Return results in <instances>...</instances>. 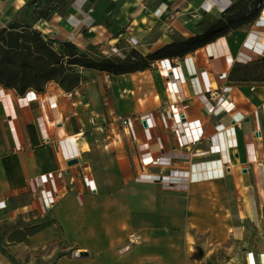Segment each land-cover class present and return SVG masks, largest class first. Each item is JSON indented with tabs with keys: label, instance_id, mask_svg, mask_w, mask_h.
<instances>
[{
	"label": "crops",
	"instance_id": "obj_1",
	"mask_svg": "<svg viewBox=\"0 0 264 264\" xmlns=\"http://www.w3.org/2000/svg\"><path fill=\"white\" fill-rule=\"evenodd\" d=\"M27 1H3L0 27ZM235 1L69 0L36 26L82 50L124 57L135 48L147 55L202 33ZM257 63L264 64L260 14L145 70L115 75L82 69L71 92L54 81L22 95L0 84V246L22 264L55 253L65 264L68 248L85 252L74 258L78 264H182L184 252L190 257L198 247L197 236L214 246L210 251L232 236L246 264H264V72L254 78L246 71ZM224 86L234 108L217 115L209 90ZM169 88L181 90L189 104V121L180 126L187 147L173 133L177 117L166 115L170 107L175 115L182 110ZM121 116L131 123L123 125ZM93 120L104 131L95 143L84 136ZM75 158L79 162L70 164ZM84 162L94 191L84 185ZM59 169L67 191L44 212L29 180ZM133 234L142 236L133 242ZM0 264L14 263L0 252Z\"/></svg>",
	"mask_w": 264,
	"mask_h": 264
},
{
	"label": "trees",
	"instance_id": "obj_2",
	"mask_svg": "<svg viewBox=\"0 0 264 264\" xmlns=\"http://www.w3.org/2000/svg\"><path fill=\"white\" fill-rule=\"evenodd\" d=\"M28 0L13 19L0 27V84L22 95L29 89L42 92L54 81L71 92L82 81V69H96L115 75L145 70L164 58L183 57L225 35L232 29L255 20L264 0H236L219 18H213L202 33L180 37L147 55L131 48L124 57L108 56L96 47L82 50L71 41L46 36L39 23L61 12L69 0ZM264 67H246L248 75L261 78ZM14 264H22L0 246Z\"/></svg>",
	"mask_w": 264,
	"mask_h": 264
},
{
	"label": "built area",
	"instance_id": "obj_3",
	"mask_svg": "<svg viewBox=\"0 0 264 264\" xmlns=\"http://www.w3.org/2000/svg\"><path fill=\"white\" fill-rule=\"evenodd\" d=\"M261 16L264 17V8L261 10L260 13ZM127 41L132 47H135L137 45V42L133 39L128 38ZM183 76L179 78V84L183 82ZM174 98V103H181L182 104V110L178 111L177 114L173 112V110L168 109L166 111V115L169 119H173L177 117V121H174V124L172 126L173 133L175 135V138L177 140V143L180 147H187L189 144L184 139L185 131L180 126L183 124H187L189 121L188 115H187V108L189 107V104L185 102L184 94L181 90H170L168 89ZM71 95V94H70ZM209 97L211 100L216 102L215 105V114H220L221 112H230L234 108V99L231 96V93L228 89V87L224 86L221 88H211L209 90ZM140 119V118H139ZM121 123L125 126H128L131 122L129 118L120 117ZM140 121L144 125L146 129L150 127L148 119L147 118H141ZM199 141H193L191 145L197 144ZM155 162L157 164H161V157L158 156L155 159ZM83 174L82 179L84 181V185L89 188L90 190L94 191L97 189L94 180L91 176L90 171V165L88 162H84L82 164ZM171 186H174V182L169 183ZM29 185L31 188V192L34 195V198L36 199L37 203L39 204L40 208L44 212H48L53 209V207L57 204L59 199L65 195L67 191L66 186V174L64 169L55 170L52 172H42L34 175L29 180ZM131 240L134 242H137L139 240V236L132 235ZM81 250H76L74 253L75 258L82 257Z\"/></svg>",
	"mask_w": 264,
	"mask_h": 264
},
{
	"label": "rangeland",
	"instance_id": "obj_4",
	"mask_svg": "<svg viewBox=\"0 0 264 264\" xmlns=\"http://www.w3.org/2000/svg\"><path fill=\"white\" fill-rule=\"evenodd\" d=\"M3 1L8 2L9 5L11 4H18L21 2V0H0V8H2ZM43 1L44 3L47 2ZM14 6V5H13ZM12 10V9H11ZM258 72H264V67L261 69H258ZM96 121H90L89 127L86 130V134L84 135L90 140L95 143L97 139H99L103 134V130H98ZM102 167V162H100ZM136 236H142L141 234H136ZM149 236V235H147ZM134 242V241H133ZM198 246L197 248L191 249L192 255L190 257H187L186 252H184V255L182 256V264H246L245 258L243 257V253L241 250V247H239L238 244L232 240V236H230L226 242H223L220 246H217L215 250L210 251L211 248H214V246L211 247V245L208 243V241H205V236H197L196 241ZM183 246V244H182ZM183 248V247H182ZM196 249V250H195ZM76 249L75 248H68L66 250L67 259L69 262L65 264H78V261L74 259V253ZM183 253V252H182ZM194 253V254H193ZM62 256L60 253H55L52 257H47L45 260H37L35 264H60L59 258ZM39 257V256H38ZM169 258H165L166 263L168 262Z\"/></svg>",
	"mask_w": 264,
	"mask_h": 264
},
{
	"label": "bare ground",
	"instance_id": "obj_5",
	"mask_svg": "<svg viewBox=\"0 0 264 264\" xmlns=\"http://www.w3.org/2000/svg\"><path fill=\"white\" fill-rule=\"evenodd\" d=\"M83 137L84 136H82V134L76 135V139H77L78 144L81 145L84 150H87L88 147L86 145H84V143H83L84 142V138Z\"/></svg>",
	"mask_w": 264,
	"mask_h": 264
},
{
	"label": "water",
	"instance_id": "obj_6",
	"mask_svg": "<svg viewBox=\"0 0 264 264\" xmlns=\"http://www.w3.org/2000/svg\"><path fill=\"white\" fill-rule=\"evenodd\" d=\"M79 162V160L77 159V158H75V159H72V160H70V164H77ZM84 253L85 252H82V255L84 256Z\"/></svg>",
	"mask_w": 264,
	"mask_h": 264
}]
</instances>
